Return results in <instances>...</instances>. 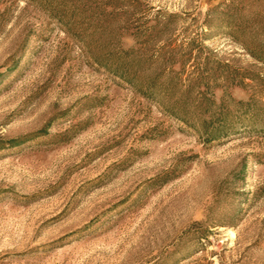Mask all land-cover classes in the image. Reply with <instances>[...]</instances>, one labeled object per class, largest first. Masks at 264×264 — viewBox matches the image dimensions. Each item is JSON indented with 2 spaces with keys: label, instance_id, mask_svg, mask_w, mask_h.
<instances>
[{
  "label": "rangeland",
  "instance_id": "1",
  "mask_svg": "<svg viewBox=\"0 0 264 264\" xmlns=\"http://www.w3.org/2000/svg\"><path fill=\"white\" fill-rule=\"evenodd\" d=\"M0 264H264V0H0Z\"/></svg>",
  "mask_w": 264,
  "mask_h": 264
}]
</instances>
